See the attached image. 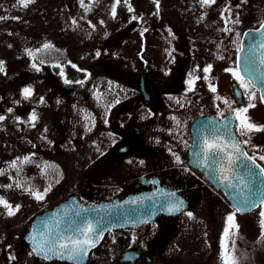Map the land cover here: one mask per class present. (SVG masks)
Returning <instances> with one entry per match:
<instances>
[{"label":"flooded vegetation","instance_id":"1","mask_svg":"<svg viewBox=\"0 0 264 264\" xmlns=\"http://www.w3.org/2000/svg\"><path fill=\"white\" fill-rule=\"evenodd\" d=\"M158 21L156 37L161 34L164 18L160 16ZM146 27L143 37L154 29ZM147 38L140 43H83L81 46L75 43L72 47L79 54L94 57L89 62L85 57L79 62L73 60L74 64L66 59L70 43H39L29 53L30 58L16 61L19 71L15 90L0 89V116L3 117L0 141L4 154L0 162V189L10 185L22 194L39 192L43 199L35 198L27 203L44 206L28 218L21 244L7 243V250L0 254L2 264H26L27 256L30 264H74L52 253H48L50 258H43V252L30 250L25 241L37 217L72 195L84 204H98L153 193L156 195L144 205H165V208L150 222L126 229L132 233L126 249L117 253L118 240L109 232L79 264H223L221 242L229 209L240 218L237 217L239 230L232 237L235 241L232 255L237 264H263L264 229L260 213L264 211V197L258 207L238 212L222 190L208 180L205 171L193 164L192 123L199 117L214 115L197 116L188 128L166 127V113L172 112L167 111V105L172 99L180 103L190 95L192 98L194 91L205 88L215 94L210 86L217 90L219 82L209 77L205 83L199 74L201 55L192 46L183 47L182 43L176 44L175 52L180 57L174 65L176 72L158 77L153 64L166 68L170 65L167 54L172 51H168L166 43H150ZM228 50L229 45L222 50L226 55L222 59L216 58L212 50L206 53L220 66L222 78L228 73L225 65ZM132 66L138 74L130 71ZM25 88L31 90L28 97L24 96ZM250 88L259 97V90ZM261 108L264 118V106ZM250 122L264 128V120ZM239 129L240 120L236 118L234 132L242 149L249 157H256L255 162L264 168V160L260 159L264 156V131L242 136ZM262 183L264 177L261 186ZM240 184V191L245 192L246 181ZM55 192H62L58 201L51 205L44 202L48 194ZM94 194L97 197L92 199ZM251 200L256 202L254 197ZM66 216V212L60 211L52 222L57 223ZM217 226L223 231L217 233ZM60 236L38 234V239H42L38 245ZM228 243L231 246V240Z\"/></svg>","mask_w":264,"mask_h":264},{"label":"rangeland","instance_id":"2","mask_svg":"<svg viewBox=\"0 0 264 264\" xmlns=\"http://www.w3.org/2000/svg\"><path fill=\"white\" fill-rule=\"evenodd\" d=\"M159 2L160 12L157 11ZM114 5L115 0H70L68 5L65 0H34L24 7L20 0H0V64L4 69L0 71V89L15 90L14 81L19 71L16 61L30 58L29 53L39 43H70L66 59L74 64L73 60L79 62L85 57L89 62L94 57L90 54H79L78 50L72 47L75 43H79L77 46L83 43H140L150 37V40L147 38L150 43H166L168 51H172V54H167V57H170V65L166 68L153 64L154 73L158 77H166L168 73L176 72L177 66L174 65L180 59L178 52H175L176 44L182 43L183 47L192 46L201 55L198 62L199 74L204 79L207 76V79L212 77L216 83L219 82L215 94L205 88L194 91L192 98L187 94L189 97L182 99L180 103L172 99L167 105V111L169 109L172 112L166 113V127L188 128L197 116L211 114L221 117L230 110L235 113L236 109L248 107L249 92L239 86L243 89L245 98L243 97V107L237 105L231 83L238 81L230 71L225 72L226 75L222 78L218 69L220 66L206 53L212 50L216 58L222 59L226 57L222 50L229 45L225 65L227 69L235 70V55L243 32L257 27L264 21V0H215V3L210 5H202L200 0H120L113 15ZM129 5L132 11L128 10ZM160 16L164 21L161 22V34L156 37L159 34L156 29L159 27ZM146 25L154 29L147 31L146 37H143ZM226 28L230 31H225ZM188 57H191L190 54ZM208 66H211V70L205 73L204 69ZM221 67L225 69L224 66ZM130 71L138 74V70L133 66ZM71 77L75 78L72 74ZM248 88L255 95V99L251 101L255 107L249 108L244 115L249 121H262V104L257 93L252 91L249 85ZM2 147L0 141V162L4 159ZM5 179L7 178L5 177L4 181ZM0 191V197L13 208L19 206L14 215H8L7 210L0 206L1 254L7 250L8 242L18 246L21 244V237L28 228V218L41 211L44 205L28 204L27 202L34 200L35 196L31 193L22 194L9 185H5ZM61 195L62 192L48 194L44 202L51 205L58 201ZM96 197L97 194L92 195V199ZM21 201L26 205L21 204ZM229 213L235 216V223L238 225V214L231 209ZM219 228L217 226V233L223 231ZM110 234L116 235L118 240L115 248L117 253L127 248L131 232L121 230L113 233L111 231ZM26 264H30L29 256L26 257Z\"/></svg>","mask_w":264,"mask_h":264},{"label":"water","instance_id":"3","mask_svg":"<svg viewBox=\"0 0 264 264\" xmlns=\"http://www.w3.org/2000/svg\"><path fill=\"white\" fill-rule=\"evenodd\" d=\"M264 22L256 30H247L244 33H251L250 36H245L243 34L241 40V47L244 48V51H239L237 55V62L239 58V71L240 75L249 80V75L245 71L244 58L249 54V46H252L251 58L255 61V69L257 73H264V64H261L260 61L264 58V47L261 44H264V36L261 33H264ZM251 85L260 90V97L264 96V78L255 80ZM234 87V97L239 104H243L242 95L237 93H242L237 84H233ZM264 105V102H262ZM234 123L235 118L233 115L224 117L222 120H219L215 117H204L197 119L192 125V131L194 136L193 149L191 151L194 157H197L196 153L201 152V145L205 138L211 140L213 136L218 137L224 143H239L237 136L234 132ZM227 125V128H225ZM231 134V139L229 137ZM241 147V145H240ZM242 149V147H241ZM244 151V149H242ZM230 151V149H229ZM245 152V151H244ZM246 153V152H245ZM248 156V155H247ZM199 159V157H197ZM250 166L253 167V171L259 173V168L251 164V161H245ZM256 164V163H255ZM257 165V164H256ZM206 168V167H205ZM208 178L214 182L216 186L221 188L227 198L232 203V206L239 211L247 212L249 209L246 205H242V201L248 197H254L256 206L264 197V184L261 186V178H257L253 183L249 184L251 191L247 189L245 192L240 191L241 180H245L248 184V178L244 175L245 169L237 168L234 172L228 173L229 181L236 185L235 188H230L227 186V182L222 180L220 166L218 165L215 173L210 169L206 168ZM238 173V175H237ZM147 195L141 196H130L122 201L116 200L113 202H101L97 205H84L81 204L76 197H72L67 202L57 206L54 210L49 211L45 215L40 216L33 224L31 230L28 232L26 239L30 243L31 247L34 249L38 246V228H41V225L47 223L46 232L47 234H61V236L67 237L73 235L72 229L79 227H86L90 223L93 227H98L100 233V238L96 241L95 246L102 240L104 234L114 228H128V227H137L144 222L150 220L153 217L154 213H157L162 210L163 205H133L135 202H145L147 200ZM257 198H256V197ZM252 207V208H255ZM251 208V209H252ZM250 209V210H251ZM60 211L66 212L67 219L61 223H53L54 217ZM70 213V216H68ZM50 222V224H49ZM54 224V225H53ZM49 225H53L56 229H52L50 232ZM65 242H67L65 240ZM91 247L87 250L88 254ZM60 258L58 255H55Z\"/></svg>","mask_w":264,"mask_h":264},{"label":"snow or ice","instance_id":"4","mask_svg":"<svg viewBox=\"0 0 264 264\" xmlns=\"http://www.w3.org/2000/svg\"><path fill=\"white\" fill-rule=\"evenodd\" d=\"M34 2V0H20L22 6L27 7L29 3ZM83 2V0H82ZM120 3V0H115V5L113 6V15H115V6ZM202 5H210L215 3V0H200ZM159 5L157 4V8ZM129 11L133 9L129 5ZM135 19V17H133ZM226 24L228 21H225ZM264 27V25H262ZM225 31H230V29H225ZM245 36L252 35L251 33H244ZM264 36V33H261ZM264 47V44H261ZM48 47V45H45ZM238 51L243 52V47H238ZM252 46H249V54L244 58L245 71L249 75V81L246 83L244 78L240 75L239 71V58L237 62V69H227L230 71L232 76L239 82L240 86L245 89L246 92H249V105L245 108H240L235 110L236 118L240 120V135H247L252 131H264V128L257 127L255 124L251 123L249 119L246 117L248 109L251 107H255V105L251 102L255 99V95L249 91L248 85L253 83L255 80H259L264 78V73H257L254 65L255 61L251 58ZM261 64H264V58L260 61ZM211 66H208L204 69L205 73L210 72ZM0 71H4L2 64H0ZM207 79V76H205ZM68 83V81H65ZM191 86V82H190ZM210 90L215 92V87L210 86ZM24 96L28 97L31 95V90L25 88L23 90ZM238 95H243L242 93H237ZM220 99V97H217ZM261 101L264 102V96L260 97ZM226 102V101H225ZM3 117L0 116V120ZM32 119L35 120V114H33ZM227 128V125H225ZM229 137L231 139V134L229 133ZM201 152L196 153L198 159V163L202 164L206 168L210 169L213 173H215L217 166H220V172L222 176V180L227 182V186L230 188H235L236 185L232 184L229 181L228 173L234 172L237 168L245 169L244 175L248 178V184L244 185V188L248 189L249 192L251 189L249 188V184L253 183L257 178L264 177V168H259V165L255 164L256 157H249L247 154L241 149L240 145L235 142L224 143L218 137L213 136L211 140L205 138L203 144L200 146ZM230 149V151H229ZM261 160H264V156L260 157ZM177 161H179V157H177ZM245 161H251V164L255 167L259 168V173L253 171V167L250 166ZM12 167H15V162H13ZM2 174V173H0ZM238 175V173H237ZM243 183V180H241ZM19 183H17V187H19ZM9 187H11L9 185ZM31 191V189H29ZM37 200L43 199V194L39 192L32 193ZM46 194V193H45ZM174 195V194H170ZM182 203V202H181ZM242 203L248 207L250 210L252 207H255V203L252 202L251 197L245 198ZM0 206H3L8 215H14L15 211L19 210V206L13 208L12 205L8 204L2 197H0ZM170 210H174L170 208ZM239 210V209H237ZM191 216V213H188ZM261 220V228L264 229V211L260 213ZM234 230V231H233ZM239 226L235 223V216L229 215L227 217V226L224 230V239L221 242V247L223 249L222 260L223 264H237L236 257L232 255L235 249V241L232 237L238 232ZM73 235H69L67 237L60 236L59 239H54L52 241H44V243L38 245L34 251L38 254L43 252L44 257L48 258V253H52L53 255H58L61 259H68L73 261L74 264H79V262L83 259L84 254H86L87 250L91 247L95 246L96 241L100 238V233L98 231V227H93L90 223L87 224L86 227H75L72 229ZM65 240L67 242H65ZM231 240V246H229L228 241ZM47 244V247L44 245Z\"/></svg>","mask_w":264,"mask_h":264}]
</instances>
